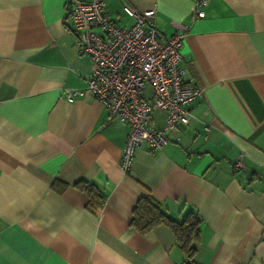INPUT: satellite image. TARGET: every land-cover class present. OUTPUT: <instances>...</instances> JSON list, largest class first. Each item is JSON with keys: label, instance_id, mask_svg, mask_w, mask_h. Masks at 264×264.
<instances>
[{"label": "crops", "instance_id": "1", "mask_svg": "<svg viewBox=\"0 0 264 264\" xmlns=\"http://www.w3.org/2000/svg\"><path fill=\"white\" fill-rule=\"evenodd\" d=\"M73 1L0 0V264H183L168 226L129 227L146 196L171 221L200 220L191 264H264V0H207L195 21L192 0H103L119 28L133 24L124 4L155 10L162 39L187 27L181 66L202 91L177 140L140 146L127 173L128 125L64 95L92 71L65 25ZM164 119L153 111L151 124ZM79 181L104 195L97 216Z\"/></svg>", "mask_w": 264, "mask_h": 264}, {"label": "built area", "instance_id": "2", "mask_svg": "<svg viewBox=\"0 0 264 264\" xmlns=\"http://www.w3.org/2000/svg\"><path fill=\"white\" fill-rule=\"evenodd\" d=\"M207 0H192L193 21L204 17ZM123 11L133 20L130 28H119L105 13L103 0H74L66 15V27L75 36L74 49L89 57L92 71L85 89L64 90L65 98L78 93L97 100L109 120L124 122L128 133L121 150L119 167L131 169L134 153L144 146L149 152L161 150L177 140L179 125L193 118L191 104L201 89L186 83L181 66V48L187 27L168 39L157 31L155 10L138 12L124 4ZM151 90L150 99L144 87ZM154 110L165 112V124L155 129L151 124ZM233 169L242 167L240 160Z\"/></svg>", "mask_w": 264, "mask_h": 264}, {"label": "trees", "instance_id": "3", "mask_svg": "<svg viewBox=\"0 0 264 264\" xmlns=\"http://www.w3.org/2000/svg\"><path fill=\"white\" fill-rule=\"evenodd\" d=\"M58 186L64 187L63 184ZM74 186L83 191L88 197L85 209L97 216L103 207L104 195L102 192L93 184L84 181L76 182ZM199 223L198 217L192 213H188L180 222L169 220L162 211L161 206L153 198L146 196L138 199L133 208L129 227L141 233H146L159 225L168 226L173 231L177 244L182 250L183 264H189L197 249L196 240Z\"/></svg>", "mask_w": 264, "mask_h": 264}, {"label": "rangeland", "instance_id": "4", "mask_svg": "<svg viewBox=\"0 0 264 264\" xmlns=\"http://www.w3.org/2000/svg\"><path fill=\"white\" fill-rule=\"evenodd\" d=\"M154 111H158V110H154ZM162 112V111H161ZM153 113V112H152ZM163 113H165V112H163ZM165 116H166V114H165ZM164 124H165V119H164ZM164 127V126H163Z\"/></svg>", "mask_w": 264, "mask_h": 264}]
</instances>
